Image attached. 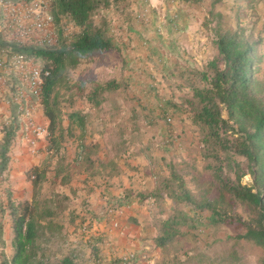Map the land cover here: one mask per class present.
I'll list each match as a JSON object with an SVG mask.
<instances>
[{"label":"trees","instance_id":"obj_1","mask_svg":"<svg viewBox=\"0 0 264 264\" xmlns=\"http://www.w3.org/2000/svg\"><path fill=\"white\" fill-rule=\"evenodd\" d=\"M116 1L50 0V13L57 26L54 44L21 43L0 31V52L10 48L26 53L50 68L42 86L41 103L50 121L48 155L52 153L51 157L56 159L53 166L45 162L43 167L32 171V201L17 203L9 190L6 205L0 202L3 213L8 212L11 217L13 231V252L9 256L4 250L5 224L0 220V264H78L75 255L69 253L56 261L48 259L49 244L56 238L65 239L64 225L56 217L67 208L65 202L69 196L54 192L40 197V192L46 181L68 183L71 173L66 170L93 165L92 157L100 150V143L86 134L89 109L100 106L105 94L119 89L121 82L117 79L95 82L87 89L84 81H74L69 72L90 56L119 50L107 19L101 15L96 18ZM236 1L239 5L234 14L235 26L227 27L218 20L214 28L217 54L202 70L194 72L202 85L191 83L193 94L184 98L183 104L166 101L161 108L163 116L170 111L173 115L189 113L191 123L199 130L204 169L212 180L208 185L199 186L197 192L193 191L170 161L167 162L170 173L157 179L156 189L137 194L140 200L153 197L161 204L166 197L172 203L170 213L159 221V233L154 239L156 246L165 251L158 264H250L238 248L241 242L260 247L263 255L256 264H264V77L258 75L264 61L261 52L264 38H255L243 25L242 17L248 9H254L255 0ZM63 20L65 25H71V32L65 31ZM11 109L10 123L5 126L0 141V176L9 167L10 151L20 127L16 103ZM78 129L82 130L80 134ZM70 138L77 140V151L65 166V142ZM125 143V139L120 143L124 149ZM170 143L169 139L163 141L164 152L170 150ZM239 157L244 158L246 166ZM99 165L114 166V161L99 160ZM50 170L52 178L47 173ZM247 174L252 177L250 183L243 182ZM131 195L129 192L124 197ZM125 201L116 202L115 208L124 206ZM182 204L188 209L182 208ZM238 206L245 209L249 218L238 212ZM75 216L79 218V214ZM80 217L83 230L92 227ZM220 225L231 227L235 233L227 236L232 241L230 251L218 256L216 251L209 252V245L205 248L199 245L198 232L202 227ZM101 238L99 234L93 240L98 242ZM90 241L87 242L91 244ZM92 249L97 250L96 243ZM121 261L119 257L112 259L113 264Z\"/></svg>","mask_w":264,"mask_h":264},{"label":"rangeland","instance_id":"obj_2","mask_svg":"<svg viewBox=\"0 0 264 264\" xmlns=\"http://www.w3.org/2000/svg\"><path fill=\"white\" fill-rule=\"evenodd\" d=\"M238 5L239 1L236 0L219 2H214V0H117L97 14L96 18L101 15L107 19L119 50L90 56L84 59L78 67L71 69L69 75L74 81H84L87 89L91 88L95 82L111 79L121 82L119 89L105 94L106 98L100 105L99 112L95 110L96 108L89 112L92 119L89 117L86 134L89 139L99 140L100 152L106 151L109 156H114L116 150H110V145L118 146L125 139L131 143V152H140L142 149L159 154L163 151V141L169 139L172 143H170L167 155L170 156L175 169L184 177L186 185L197 192L199 186L209 184L212 179L210 173L204 169L205 161L201 155L199 130L191 123L189 113L185 111L182 115L180 113L173 115L170 111V114L163 116L161 108L166 101L183 104L184 98L193 94L191 83L202 85L194 72L202 70L204 65L216 56L214 28L219 19L227 27L235 26L234 14ZM253 6V10H245L247 14L244 13L242 17L243 25L253 33L255 38L258 36L264 38V0H255ZM39 8L38 6L37 10L40 11ZM211 11L214 14H211ZM219 13L222 17L217 16ZM71 30L73 28L68 25L65 31L68 33ZM43 34L44 32L37 31L34 36L41 38ZM261 52L264 53V44L261 46ZM258 75L261 78L264 77V61L261 63ZM128 76H132L131 79ZM127 78L129 81H126ZM10 92L13 91L10 90ZM9 94L7 91L8 96ZM118 102L124 111L120 109L112 113L110 105ZM37 106V120L47 128V132L44 133L37 147L32 148L20 139V131H17L10 156L11 170L15 167L18 173L11 174L10 170L9 173L0 176V202L4 205H6L7 193L12 186L14 190L20 192L22 198H14L15 202H25V198L30 197L25 184L29 186L33 183L34 177L31 174L34 168H41L46 163L53 166L55 163L56 159L51 157L52 153L48 155L47 151L50 121L44 113L41 101L37 103ZM2 112L0 114V141L4 135L5 126L10 123V106ZM96 112L99 114H95ZM168 118L171 119L170 122ZM81 132V129L77 130V134ZM171 132L173 134L170 136ZM65 146L67 150H64L66 158L63 162L66 166V163L75 156L76 151L72 138L65 142ZM36 158L38 161H35ZM239 160H242L246 166L244 158L239 157ZM52 170L48 171L49 176H52ZM160 171H162V177L167 172L169 174V165L164 162V168H160ZM232 176L234 177V174ZM76 180H79L77 175L71 181L72 185ZM251 180L250 174L243 178L244 183H250ZM75 185H78V182ZM74 187L71 184L61 187L59 184L46 181L40 192V197L51 196L54 192L66 193L69 196L65 202L67 208L56 217V220L64 225L65 239L56 238L48 247V259L52 261L59 260L70 252L66 240L70 239L72 232L84 235L87 240H93L94 236L108 235L109 232L121 227L120 218L117 215L118 210L114 209V201L109 202L111 199L109 195H106L104 199L107 209H100L90 217L88 206L78 210L77 204L84 205L89 201L74 191ZM171 205V200L165 197L161 204L149 207L148 211L155 213L159 222L170 213ZM180 206L188 209L183 204ZM70 210H74L75 213L72 214L75 215L80 212L82 217L86 214L88 219L85 224H90L92 227L83 230L82 218L72 223L73 215L68 213ZM82 211L85 213L81 214ZM238 212L245 219L249 218L242 206H238ZM102 216L106 221L105 225L103 229L97 230L94 228V221ZM0 220L8 227L5 236L13 234L12 228L9 227L11 217L8 212L3 213L1 204ZM234 233L235 231L226 225L202 227L198 232V242L202 248L209 245L211 247L209 252L213 254L216 251L217 255L221 256L230 251L232 241L227 236ZM158 248L160 257L157 261L160 263L162 257L165 256V251ZM238 248L250 264H256L263 255L260 247L248 242H241Z\"/></svg>","mask_w":264,"mask_h":264},{"label":"crops","instance_id":"obj_3","mask_svg":"<svg viewBox=\"0 0 264 264\" xmlns=\"http://www.w3.org/2000/svg\"><path fill=\"white\" fill-rule=\"evenodd\" d=\"M128 77L131 79L132 76ZM129 79L127 78L126 81H129ZM123 102L125 101L123 100ZM121 106L120 102H118L112 103L109 108L112 113L120 109L124 111ZM94 108L99 112L100 106L89 109V112ZM95 114L99 113L96 112ZM89 117L90 114L88 115L87 127H89ZM90 119H92V117H90ZM94 140L99 142L98 139ZM72 142L75 151H77V140L72 138ZM130 145V141L127 140L125 149L121 144L118 146L111 144L110 150H116L114 156H109L108 153L106 154V151L100 152V147L99 152L92 157L94 160L93 165L86 164L76 169H68L67 171L71 173L70 181L66 184L61 183V181L54 183L59 184L61 187L69 184H71L72 187L75 186L74 191H77L83 199L85 198L86 201H89V203L84 205L77 204L78 210L80 211L82 207L85 208L88 206L89 215L99 212L100 209H107L106 202L104 201L106 195L111 197L109 202L114 201V203H116L128 200L124 202V206L118 209L117 215H119L120 218V229L111 231L108 235L104 234L98 242H95L96 240H91L90 244L87 242L88 240L84 235H80L77 232L71 233V240L67 239L66 242L69 244V254L75 255L78 264H102L104 259L118 258L131 252L136 254L135 264H157L159 262L157 260L160 257V249L154 242L155 237L159 233V222L157 215L148 211L149 207L156 206L158 202L153 197L140 200L137 194H148L156 189L157 179L161 177L162 172L160 168H164V162L166 164L170 162V156L164 151H161L159 154L148 152V150L144 151L142 149L140 152H131ZM37 159L38 158H36L35 161H38ZM99 160L104 162L113 160L114 166H100ZM11 168L12 160L5 173H9ZM15 173H18V169L14 167V169L11 170V174ZM76 175L79 177V180H76L72 185L71 181ZM165 176H168V172ZM49 177L52 178V176ZM77 182L79 186L75 185ZM25 187H27V192H29L30 196L26 197L25 200H32L34 195L33 183L29 186L25 184ZM11 191L14 193L13 198L18 197V199H22L20 192L14 190L13 186ZM129 192H131L132 195L129 198L127 197V199L124 196ZM107 198L109 197L107 196ZM68 213L72 214L75 213V211L70 210ZM83 213L85 212L82 211L81 214ZM72 215L74 218H72V223H76L78 217L75 216V214ZM103 217L104 216L100 218L97 217V220L94 219L95 229H103L106 222ZM80 218L79 212V219ZM9 227H11V224H9ZM7 228L6 226L4 228V239L6 241L4 250L7 255L10 256L13 252L11 244L13 234L11 233L6 237ZM94 243H96L97 246L96 251L92 249Z\"/></svg>","mask_w":264,"mask_h":264},{"label":"built area","instance_id":"obj_4","mask_svg":"<svg viewBox=\"0 0 264 264\" xmlns=\"http://www.w3.org/2000/svg\"><path fill=\"white\" fill-rule=\"evenodd\" d=\"M38 6L40 11L37 10ZM0 17V30L9 38L39 45L56 42V25L50 13V0H0ZM37 31L44 32L41 38L34 36ZM49 74L50 69L33 56L9 48L0 52V114L3 109L9 108L12 101L17 103L20 137L32 148L37 147L42 134L46 132V128L37 120V103ZM9 84H13L15 93L9 92ZM120 259L119 264H133L135 255L127 253ZM102 264L113 263L107 259Z\"/></svg>","mask_w":264,"mask_h":264},{"label":"clouds","instance_id":"obj_5","mask_svg":"<svg viewBox=\"0 0 264 264\" xmlns=\"http://www.w3.org/2000/svg\"><path fill=\"white\" fill-rule=\"evenodd\" d=\"M63 24H64V28H65V30H66V27H68V25L69 24H67V25H65L66 24V22L63 20ZM56 25V24H55ZM71 26V25H70ZM1 31V30H0ZM55 33H56V35H57V26H56V28H55ZM57 39V38H56ZM10 49V48H9ZM12 50V49H11ZM12 51H14V50H12ZM26 54V53H25ZM40 63H42L39 59H37ZM43 64V63H42ZM45 65V64H44ZM46 66V65H45ZM50 69V68H49ZM46 79V78H45ZM45 81V80H44ZM12 85V86H11ZM9 87H10V89L9 90H11V91H13L12 93H15V87H13V84H11ZM10 92V91H9ZM41 101V96H40V99L38 100V103ZM13 103H16L15 101H12L11 102V104H10V110H11V114H12V104ZM16 105H17V103H16ZM38 107V106H37ZM10 114V115H11ZM9 117H11V116H9ZM37 118H38V116H37ZM45 127V126H44ZM46 128V127H45ZM18 131H20V127H19V129H18ZM46 132H47V128H46ZM43 135L44 134H42V137H41V139H43ZM20 139H21V137H20ZM22 140V139H21ZM40 141V140H39ZM39 143V142H38ZM34 177V176H33ZM114 209H116L115 207H114ZM113 209V210H114ZM118 210V209H117ZM90 217H92V215H90ZM83 218H85L86 220L88 219V217L86 216V214L83 216ZM89 221V220H88ZM85 223H87V222H85ZM0 249H2L1 247H0ZM131 253H134V252H131ZM127 254V253H126ZM129 254V253H128ZM134 255H135V259H134V261H136V254L134 253ZM121 257V256H120ZM119 257V258H120ZM105 260H107V259H104L102 262H104ZM108 260H111L112 261V259H108Z\"/></svg>","mask_w":264,"mask_h":264}]
</instances>
